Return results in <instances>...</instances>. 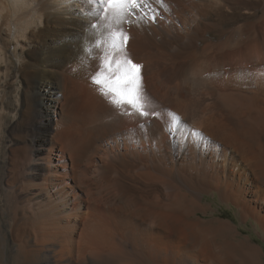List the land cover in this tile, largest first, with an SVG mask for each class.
Returning a JSON list of instances; mask_svg holds the SVG:
<instances>
[{"label":"bare ground","instance_id":"bare-ground-1","mask_svg":"<svg viewBox=\"0 0 264 264\" xmlns=\"http://www.w3.org/2000/svg\"><path fill=\"white\" fill-rule=\"evenodd\" d=\"M211 193L264 236V0H0V264H264Z\"/></svg>","mask_w":264,"mask_h":264},{"label":"snow or ice","instance_id":"snow-or-ice-1","mask_svg":"<svg viewBox=\"0 0 264 264\" xmlns=\"http://www.w3.org/2000/svg\"><path fill=\"white\" fill-rule=\"evenodd\" d=\"M146 0H101V3H106L108 6L119 5L121 6V11H127L131 14L133 8L139 9ZM155 16L152 17L153 22H155ZM114 40H120V44H113V48L119 52L122 50L124 44H126L128 37L126 34H117L114 36ZM123 72V76H118L117 74ZM116 77L115 81L110 85V90L116 95L117 99L113 103L117 106H129L134 103L136 96L139 95L140 86L138 81L142 77V66L133 63L131 60L126 59L124 63L116 62L115 71L112 74ZM94 83L99 84L100 81L95 79ZM136 87L133 88L132 86ZM136 93V96L133 95ZM147 115V113H143ZM199 135V134H198Z\"/></svg>","mask_w":264,"mask_h":264},{"label":"rangeland","instance_id":"rangeland-1","mask_svg":"<svg viewBox=\"0 0 264 264\" xmlns=\"http://www.w3.org/2000/svg\"><path fill=\"white\" fill-rule=\"evenodd\" d=\"M202 202L206 206V215L200 214L205 220H213L216 218L225 219L232 222L243 236H249L264 249V236L260 233V229L253 220L243 222L240 217L239 209L234 205L222 202L215 193L203 196Z\"/></svg>","mask_w":264,"mask_h":264}]
</instances>
